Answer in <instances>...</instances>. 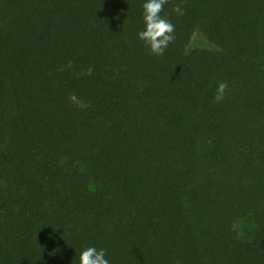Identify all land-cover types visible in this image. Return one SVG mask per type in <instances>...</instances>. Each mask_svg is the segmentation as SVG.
I'll return each mask as SVG.
<instances>
[{
    "label": "trees",
    "instance_id": "1",
    "mask_svg": "<svg viewBox=\"0 0 264 264\" xmlns=\"http://www.w3.org/2000/svg\"><path fill=\"white\" fill-rule=\"evenodd\" d=\"M146 2L0 0V264H264V0Z\"/></svg>",
    "mask_w": 264,
    "mask_h": 264
},
{
    "label": "clouds",
    "instance_id": "2",
    "mask_svg": "<svg viewBox=\"0 0 264 264\" xmlns=\"http://www.w3.org/2000/svg\"><path fill=\"white\" fill-rule=\"evenodd\" d=\"M169 0H147L143 5L145 29L138 33L139 39L150 48L155 56H163L168 46L175 41V25L161 13ZM184 0H179L174 5L177 15H184ZM229 91L226 81L218 83L214 102L221 103L225 100ZM80 264H109L106 252L103 249L87 247L80 254Z\"/></svg>",
    "mask_w": 264,
    "mask_h": 264
},
{
    "label": "rangeland",
    "instance_id": "3",
    "mask_svg": "<svg viewBox=\"0 0 264 264\" xmlns=\"http://www.w3.org/2000/svg\"><path fill=\"white\" fill-rule=\"evenodd\" d=\"M196 49L217 51L216 46L210 43L200 32L195 33V35L193 36L189 51ZM250 228L252 229V224L248 222H241L237 226L238 233L241 236H245L246 232L249 231Z\"/></svg>",
    "mask_w": 264,
    "mask_h": 264
}]
</instances>
